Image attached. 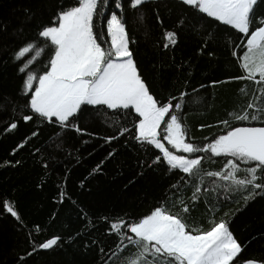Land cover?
Masks as SVG:
<instances>
[{"label": "trees", "instance_id": "trees-1", "mask_svg": "<svg viewBox=\"0 0 264 264\" xmlns=\"http://www.w3.org/2000/svg\"><path fill=\"white\" fill-rule=\"evenodd\" d=\"M120 2L122 9L115 7L116 0L98 9L102 14L94 31L104 33L98 42L109 46L107 18L122 13L143 79L159 101L181 104L178 114L188 142L202 147L232 128L264 126V120L234 118L245 109L252 114L248 103H257L262 87L253 80L233 79L245 75L240 67L246 51L243 34L179 0H148L138 10L128 0ZM72 6L78 0H0V264H122L134 248L118 251L119 238L109 230L110 222H137L157 207L180 216L190 230H207L213 221L226 220L244 249L233 264L264 261V193L245 201L247 193L226 191L228 182L217 177H189L170 171L166 163L154 164L159 150L134 139V111L84 106L73 121L84 130L77 133L36 117L27 107L31 93L25 95L26 73L19 69L33 53L22 60L15 54L29 42L43 47L40 27ZM254 15L264 17V0ZM257 26L254 22L252 30ZM164 30L178 33L175 47H162ZM51 55L52 49L44 48L28 71L42 75ZM25 115L34 119L26 123ZM13 122L17 128L6 131ZM124 128L129 131L119 135ZM112 136L117 139L107 143L105 138ZM163 142L174 154L204 156L205 172L221 171L228 159H235L182 153ZM236 162L242 169L249 166ZM97 165L100 170L93 172ZM196 187L201 191L196 193ZM4 202L14 206L19 220L5 210ZM185 204L188 212L183 211ZM54 237L60 238L54 248L38 247Z\"/></svg>", "mask_w": 264, "mask_h": 264}, {"label": "snow or ice", "instance_id": "snow-or-ice-1", "mask_svg": "<svg viewBox=\"0 0 264 264\" xmlns=\"http://www.w3.org/2000/svg\"><path fill=\"white\" fill-rule=\"evenodd\" d=\"M147 2L128 0V6L138 10ZM179 3L231 26L247 38L244 46L246 51L240 60L245 75L233 79L253 80L262 87L259 90L260 96L256 97L257 103H248L247 108L253 110L252 114L245 109L234 118L241 121L264 120V17L254 15L261 0H179ZM105 4L107 0H78V6L57 12L47 25L40 27L37 36L45 42L43 47L29 42L15 54L16 60H22L26 54L33 53L19 69L26 73L24 90L25 95L31 93L27 105L31 112L50 124H58L61 129L74 128L77 133H83L84 130L73 121L82 113L84 106L134 111L138 121L134 125V139L142 146H152L159 150L160 154L155 157L154 164L166 163L170 171L179 170L189 177L201 174L217 177L228 182L224 186L226 191L247 193L243 197L245 201L264 193V127L232 128L202 147L188 142L178 114L181 104H173L171 100L159 101L143 79L133 58L130 48L133 41L127 32L122 13L118 16L113 12L107 18L109 46L102 47L98 42L103 39L104 33L94 31V21L102 14L98 9ZM115 7L123 8L120 0H116ZM157 20L163 24L159 16ZM254 22L258 26L252 30ZM162 39L164 49L175 47L178 33L164 30ZM48 47L52 49V55L47 70L42 75L28 71L44 48ZM244 91L241 89V92ZM33 119V115L23 117L26 123ZM222 123L228 125V121ZM17 126L13 122L6 131L10 132ZM127 131L124 128L119 135ZM37 134L33 132L32 136ZM29 139L31 137L19 144L17 150L23 148ZM115 139L116 136L105 138L107 143ZM163 141L178 152L210 153L208 159L221 156L235 159H228L221 171L205 172L202 169L206 159L204 156L189 158L174 154ZM111 155L113 153L110 152ZM236 161L249 166L242 169ZM99 170L100 165H97L93 172ZM241 172L245 174L243 177ZM200 191V187H196L195 192ZM193 198H198L195 193ZM4 207L13 217L20 219L13 205L4 202ZM183 211H189L186 204ZM109 230L119 238L116 248L120 253L128 249L129 245L134 248L122 264H233L244 250L226 220L213 221L207 230H190L180 216L170 214L163 207L155 208L137 222H110ZM59 240V237H54L38 247L52 249L58 245ZM243 264H264V261L247 260Z\"/></svg>", "mask_w": 264, "mask_h": 264}, {"label": "water", "instance_id": "water-1", "mask_svg": "<svg viewBox=\"0 0 264 264\" xmlns=\"http://www.w3.org/2000/svg\"><path fill=\"white\" fill-rule=\"evenodd\" d=\"M242 127H247V126H242ZM254 127H257V126H254ZM264 127V126H263Z\"/></svg>", "mask_w": 264, "mask_h": 264}, {"label": "rangeland", "instance_id": "rangeland-1", "mask_svg": "<svg viewBox=\"0 0 264 264\" xmlns=\"http://www.w3.org/2000/svg\"><path fill=\"white\" fill-rule=\"evenodd\" d=\"M36 86V84L34 83V87Z\"/></svg>", "mask_w": 264, "mask_h": 264}]
</instances>
